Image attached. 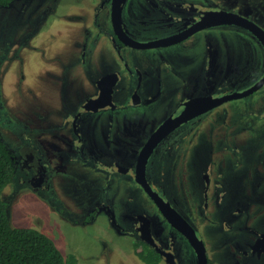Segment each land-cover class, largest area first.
I'll use <instances>...</instances> for the list:
<instances>
[{
  "label": "rangeland",
  "instance_id": "rangeland-1",
  "mask_svg": "<svg viewBox=\"0 0 264 264\" xmlns=\"http://www.w3.org/2000/svg\"><path fill=\"white\" fill-rule=\"evenodd\" d=\"M104 1L0 0V127L16 160L14 181L2 195L9 203L11 223L46 233L67 259L77 257L78 264H144L134 248L139 239L133 232L134 216L155 213L153 219L159 216L160 220L153 221L151 228L159 245L174 248L181 264H198L190 242L159 214L140 186L131 181L132 175L108 177L100 163H110V159L100 157L101 162L95 165L90 157L76 154L72 146L73 114L93 89L92 75L110 68L121 73L132 71L138 65L147 76L150 60H164L162 55L187 78V83L176 80L187 96H198L206 88L190 72L203 69L211 58H215L211 66L220 79L233 77L234 88L246 90L264 77V47L249 29L220 23L211 32L196 35L192 51L183 47L166 53L117 48L116 40L108 37L93 48L92 54L89 45L90 56L82 60L76 33L83 26L71 16L106 7L108 2ZM173 1H191L215 12L238 15L264 29V0ZM140 4L139 0H129L127 7ZM134 11L138 16L143 14L142 10ZM193 54L200 58L199 67L190 62ZM160 67L166 69L164 63ZM253 93L228 102L226 108H233L229 114L234 125L228 124L230 119H222L221 113L210 115L197 128L198 137L188 143L185 140L184 148L195 149L200 163L202 159L209 166L213 160L217 163L214 168L232 166L223 179L228 178L229 192L225 194L233 207L238 197L234 193L244 195L241 199H258L264 187V85ZM101 118L107 121L105 115ZM102 131L90 127L88 134L100 143ZM74 147L78 150L76 141ZM195 160L165 159L159 154L149 167L150 174L161 175L165 196L175 200L178 209H194L193 214L200 192ZM112 179L120 183L113 185ZM258 204L251 206L252 216L243 223L253 230L263 229L264 205L261 201ZM108 208L125 230L112 224ZM206 214H194L190 220L210 259L214 264H225L219 257L221 243L232 235ZM252 235L242 232L236 236L240 240Z\"/></svg>",
  "mask_w": 264,
  "mask_h": 264
},
{
  "label": "flooded vegetation",
  "instance_id": "flooded-vegetation-1",
  "mask_svg": "<svg viewBox=\"0 0 264 264\" xmlns=\"http://www.w3.org/2000/svg\"><path fill=\"white\" fill-rule=\"evenodd\" d=\"M27 1L32 2V0ZM139 1L141 4L138 7H127L129 0H126L124 6H115L113 0H106L104 1L108 2L106 7L98 6L86 15L75 14L71 16L72 19L83 26L77 33L74 31L81 41L82 60L88 59L90 56L87 55L89 45L90 54H92L93 48L101 40L108 37L113 41L116 40L117 48L123 47L147 51L157 49V51L166 53L169 49L175 50L178 47H183L182 50L189 49L192 51L195 48L194 39L196 35L202 31L211 32L218 25V20L213 15L218 12L206 9L191 1L180 3H176L173 0ZM128 10L131 11L128 13ZM134 10H142L143 14L138 16ZM39 11L44 14V10ZM74 32L72 35H75ZM130 42L135 45H131ZM138 43H147L150 46L140 47ZM162 56L164 60H150L147 72L149 74L147 76L145 75L146 72L138 65L132 71L127 70L121 73L110 68L100 71L98 75H92L93 89L87 97H83L73 114L71 122L72 137L74 139L72 142L73 149L76 154L80 153L84 157L93 159L92 164L94 163L95 165L101 162L98 159L100 157L110 159V163H100L103 166L102 170L108 173V177L111 175H118L119 177L132 175L133 179L131 181L140 186L159 214L166 219L155 199L146 191L145 180L138 181V165L144 156L143 152L151 140L155 138V142H158L156 134L161 127L170 120H174L176 123L178 117L186 111H190L193 117L170 130L154 146L146 166L147 183L154 192L170 203L190 223L196 233L197 229L190 218H194V214L200 216V213L201 216L207 213L206 215L210 219L212 218L213 220L214 218L216 223L222 225L231 233L232 237L227 238L226 241L222 239L221 243L223 252L219 257L224 260L225 264H264V222L262 223L263 229L257 230L243 225L252 216L250 210L252 205L258 206L260 201L264 205V187L260 188V197L258 199H241L240 195L242 194L234 193V196H238L235 198L236 206H229L232 199L225 194V192H229L227 190L229 181L228 178L227 180L223 178H225L227 171L233 170L232 166L214 168L217 163L215 164L213 160L212 164L207 166L202 162V159L200 163L197 154H194L195 149L191 151L192 148L188 145L184 148L190 138L198 137L199 131L197 128L208 116L221 113L222 119L228 122L230 119L229 112L233 110V108H226L228 102L239 100L243 97L218 104L202 114H199L198 111L205 108L208 100L199 99L209 97L218 99L231 96L242 93L255 84L246 90L239 87L234 88L235 79L233 77L220 79L219 72L212 68L211 62L213 63L215 58L209 59L205 63L204 68L200 69V58L193 54L190 62L195 66L198 65L199 68L192 70L190 75L193 78H200L201 83L206 85V88L201 90L198 96H187L182 93L176 82L178 80L180 83H187V78L181 75L166 55ZM161 63L165 64V70L160 67ZM262 64L264 65V60ZM149 77L154 78L148 82L147 79ZM178 87L179 92L176 93ZM105 91L110 95L112 105L97 108L96 103L92 100L98 99ZM252 94L254 93L246 96ZM89 101L91 103L87 107ZM130 111L131 114L129 113ZM103 115L107 118V123L101 120ZM230 121L231 123L228 124L234 125L231 119ZM90 127L97 128V132L103 128L100 143L92 140L93 135L88 134ZM186 139H188L187 143H185ZM74 141L78 145V150L74 147ZM159 154L165 159H179L185 162H188L192 157L196 158L195 163L198 169L196 171L199 172L200 185L199 204L195 207L197 208L196 213L193 214L194 209L189 207L186 208V212L182 208L178 209L175 205V200L165 196L164 182L160 179L161 175L150 174V163L156 155L159 157ZM112 182L113 185L120 183L119 181L115 182L114 179H112ZM107 211L112 224L125 230L117 223L115 212L110 208ZM154 215L156 214L138 213L134 216L133 232L139 238L138 240L147 243L142 238L144 230L155 238L151 224L153 221L160 219L158 215V218L153 219L152 216ZM94 217L92 216L91 220ZM166 221L170 223L168 219ZM171 226L173 227L172 224ZM173 228L190 242L181 230ZM242 232L253 234V237H242L238 240L236 235ZM199 239L202 240L200 237ZM190 245L195 252L198 264H200V258L191 242ZM150 246L161 254L162 261L160 264H181L180 256L174 248H164L159 245L162 250L172 253V255H165L152 245ZM207 258L208 264H214L208 256V249Z\"/></svg>",
  "mask_w": 264,
  "mask_h": 264
},
{
  "label": "trees",
  "instance_id": "trees-1",
  "mask_svg": "<svg viewBox=\"0 0 264 264\" xmlns=\"http://www.w3.org/2000/svg\"><path fill=\"white\" fill-rule=\"evenodd\" d=\"M15 165L13 152L6 145L0 127V264H78L77 257L70 255L67 259L46 233L12 225L9 203L2 195L14 181ZM134 248L144 264L161 263V254L142 240L135 242Z\"/></svg>",
  "mask_w": 264,
  "mask_h": 264
},
{
  "label": "water",
  "instance_id": "water-1",
  "mask_svg": "<svg viewBox=\"0 0 264 264\" xmlns=\"http://www.w3.org/2000/svg\"><path fill=\"white\" fill-rule=\"evenodd\" d=\"M126 0H113V3L115 6H124ZM215 19L218 20L217 23H227V24H237L240 26H243L250 31H252L256 37L260 40V42L264 45V30L260 28L258 25L250 21L249 19H246L244 17H237L238 15H234L228 12H218L213 14ZM131 45H135L134 43H131ZM140 47H149L150 45H147V43H138ZM264 85V77L257 82L253 87L249 88L248 90L242 92V93H237L231 96L223 97V98H218L214 99L212 97L209 98H202L199 100H208L205 108L202 110H199L198 113L202 114L208 111L209 109L215 107L218 104H221L223 102H226L231 99H238L241 97H244L248 94H251L258 89H260ZM94 101L95 105L97 108H103L106 107L107 105H112V100H110V95L107 94L105 91L98 99L92 100ZM91 101H89V104ZM196 104V103H194ZM199 105V104H198ZM90 109V108H88ZM193 114H191L190 111H186L184 114H182L180 117H178L176 120V123L174 120H170L166 122L160 129V131L156 134L158 136V142L163 138V136H166L168 132L178 125H181L185 121H187L189 118L193 117ZM173 121V122H172ZM155 136V137H156ZM155 138L151 140V142L148 144L146 147L144 153V156L141 158L140 163L138 165V170H137V179L140 182L141 180L144 181V186L146 188V191L155 199L157 205L159 206L160 210L164 213L166 216V219L169 220V222L173 225V227L181 230L189 239L191 242L192 246L195 248L199 258H200V264H208V258H207V249L205 246V243L199 239L195 229L188 223L180 214L179 212L174 209L170 203L166 202L158 193L154 192L152 187L147 183V176H146V166L148 163V158L151 155V152L153 151L154 146L156 145ZM143 239L145 241L158 249L161 253L163 254H171L169 252H166L165 250H162L161 247L158 245L156 242L155 238L148 232V231H143Z\"/></svg>",
  "mask_w": 264,
  "mask_h": 264
}]
</instances>
